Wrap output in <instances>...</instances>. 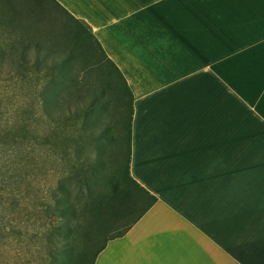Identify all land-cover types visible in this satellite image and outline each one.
I'll list each match as a JSON object with an SVG mask.
<instances>
[{
  "label": "crops",
  "instance_id": "crops-1",
  "mask_svg": "<svg viewBox=\"0 0 264 264\" xmlns=\"http://www.w3.org/2000/svg\"><path fill=\"white\" fill-rule=\"evenodd\" d=\"M132 94L152 204L92 264H264V0H56Z\"/></svg>",
  "mask_w": 264,
  "mask_h": 264
},
{
  "label": "rangeland",
  "instance_id": "rangeland-1",
  "mask_svg": "<svg viewBox=\"0 0 264 264\" xmlns=\"http://www.w3.org/2000/svg\"><path fill=\"white\" fill-rule=\"evenodd\" d=\"M30 14L17 29L9 24L2 28L0 12V40L9 44L0 74L9 79L0 80V264H76L82 251L96 239L83 237L85 218L106 219L109 215L98 212L96 201L118 189L112 184L122 174L126 158L121 137L126 113L118 107V75L103 62H96L97 53L77 43L64 70H71L73 78L82 75L92 93L94 105L87 115H81L83 105L92 97L85 96L80 83L61 77V69L55 65L71 46L70 27L49 23V40L50 32L41 18L34 17L35 10ZM37 42L45 43L41 44L46 48L43 58L36 52ZM29 110L45 123L46 138L58 137L65 142V137L80 138L84 132L97 135H86L89 140L82 144L80 153L81 158H97V173L79 168L70 141L58 153V166L48 152L39 157L33 147ZM132 216L128 214L110 228L121 230ZM55 222L63 226L59 234H53L57 254L49 250V233L58 230L50 223ZM93 222L95 234L100 222ZM51 255H57L55 261Z\"/></svg>",
  "mask_w": 264,
  "mask_h": 264
},
{
  "label": "trees",
  "instance_id": "trees-1",
  "mask_svg": "<svg viewBox=\"0 0 264 264\" xmlns=\"http://www.w3.org/2000/svg\"><path fill=\"white\" fill-rule=\"evenodd\" d=\"M20 4H22V8H19ZM0 5L3 7V9L0 10L2 15V28L3 25H11L14 26V28L20 29L21 22L25 17L30 18L31 14L30 12L32 10H35L36 14L34 17H40V21L43 22V25L45 26L50 32L48 34V39L52 40V31L49 29L48 26H50L49 23L56 22V24H67L70 28V33L72 34V42L71 46L69 47V51L67 54L59 57V59L56 61L55 65L61 69V77L63 75L65 76L64 79H67L68 81H74L75 83L79 84L81 86V90L85 91V96L89 98L92 97V93L87 90L86 87H88V84L84 78H82V75L78 77L76 75L74 78L72 76H69L72 74L71 70L69 72L64 70V67L67 66L69 60L73 59V48L77 43L83 44L87 50H90L91 52L97 53L98 57L96 58V62H103L106 68H110L114 70V72L118 75L120 86L116 84V87L119 89V101H118V107L122 108L126 113V120L122 122L121 128H122V134L121 137L123 141L125 142L126 146V158L125 163L123 165L122 174L118 178V180L113 181V186H117V191L107 194L105 197H102L101 199L103 201H96V209L100 213H105L106 215H109L106 219H103L102 221L98 219L92 220L90 217L85 218V223L87 229L82 232L83 237L90 239L92 236H95V240L91 243L90 247L84 249L82 251L81 257L79 262L76 264H92L93 259L97 252L103 247L107 239L116 237L121 235L132 223H134L140 215L152 204L154 201V197L149 195L147 192L144 191L143 188H141L136 181H134L128 173V161H129V141H130V122H131V116H132V94L121 74V72L118 70V68L115 66V64L106 56L105 52L103 51L101 45L91 32V29L89 25L83 21L82 19L74 17L72 14H70L61 4H59L56 0H0ZM6 20V21H5ZM46 23V24H44ZM51 27V26H50ZM43 32V31H41ZM1 33V32H0ZM44 33V32H43ZM57 34V32H56ZM45 36V34H43ZM41 44H45L42 43ZM40 43H36V52L37 54H41V57H44V51L46 48L42 47ZM9 44L6 42H3L0 40V74H3L2 67L4 55L8 52ZM23 59L21 62L24 64L25 57L24 52H22ZM89 65H92L89 64ZM62 71L64 73H62ZM67 72V73H66ZM69 77H68V76ZM74 79H79V81H76ZM0 80L2 82H6L9 79L7 77L0 76ZM7 83H3V85H6ZM84 99V97H83ZM90 100V99H89ZM94 105L93 97L92 100L88 103H85L82 107V113L81 115H87L90 110L91 106ZM27 118L29 119V125H30V131L31 136L33 138V147H35V151H37L39 157L44 152H48V154L52 157V162L56 164V166L59 165V156L58 153L63 151L64 144L68 141H70V144L72 147H70L71 150H73L76 153V161L79 163V168H85L86 170H95L94 175L97 173L96 170L99 167V162L97 158H88L80 157L82 144L85 143V141L89 140L86 135L89 137H96L97 135L93 134H87L83 133L78 137H65V142L63 140H60L58 137L53 138H46L45 132V123L39 122V116L36 115V112L33 110H29L27 112ZM85 131V130H84ZM82 138V139H81ZM53 141V143H51ZM43 145V147H42ZM54 155V156H53ZM58 162V163H57ZM52 165V164H51ZM55 166V165H54ZM61 186V185H60ZM120 190V191H119ZM119 193L121 196L119 197ZM85 212L87 214H90L91 211L88 207H85ZM112 214V215H110ZM128 214H132L133 216L127 221V224L121 229V230H113L114 228H110L117 222L119 219H124ZM112 216V217H111ZM93 221H96L99 225V231L95 234H92V224H94ZM51 228L55 227L58 228L56 231H51L49 233V250L51 252H55L56 254L59 252V249L55 246L56 241L55 238H53V234H59V232L62 229V225L59 226L57 222L55 224L50 223ZM112 225V226H111ZM69 227V225H68ZM57 255H51V258L53 261L56 260Z\"/></svg>",
  "mask_w": 264,
  "mask_h": 264
}]
</instances>
